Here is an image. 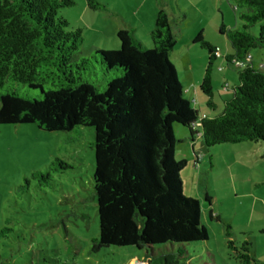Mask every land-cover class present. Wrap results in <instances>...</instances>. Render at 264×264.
<instances>
[{
  "label": "trees",
  "instance_id": "trees-1",
  "mask_svg": "<svg viewBox=\"0 0 264 264\" xmlns=\"http://www.w3.org/2000/svg\"><path fill=\"white\" fill-rule=\"evenodd\" d=\"M230 1L240 28L226 30L221 23L218 32L229 47L225 63L241 66H235L231 97L216 113L210 73L217 50L201 34L195 36L192 43L207 52L199 90L212 111L199 115L182 98L168 60L176 36L161 3L150 49L131 29H121L115 32V49L82 57L81 31L68 30L59 15L75 6L73 0H0V125L33 124L42 131L64 133L92 130L98 233L90 240L89 253L132 247L153 251L149 256L158 264H189L185 245L206 241L198 202L181 192L179 172L185 163L173 160L174 124L186 128L192 142L198 135L208 148L264 142V68H253L249 55L251 50H264V0ZM85 5L105 9L97 0H85ZM256 24L253 35L249 30ZM6 84L23 85L38 96L3 90ZM67 170L69 165L53 159L48 172L35 171L31 177L49 184L50 172ZM209 218L217 219L210 213ZM4 232L1 228L0 238ZM227 245L239 264H257L244 246L233 248L230 240ZM156 246L165 250L155 253Z\"/></svg>",
  "mask_w": 264,
  "mask_h": 264
},
{
  "label": "rangeland",
  "instance_id": "rangeland-1",
  "mask_svg": "<svg viewBox=\"0 0 264 264\" xmlns=\"http://www.w3.org/2000/svg\"><path fill=\"white\" fill-rule=\"evenodd\" d=\"M73 1L75 6L59 15L67 21L68 30L81 31L82 57L117 47L115 32L123 29V23L134 27L135 39L151 48L148 30L138 24L152 26V22L145 13L133 16V12L142 4L154 8L156 0H97L104 10L88 9L85 0ZM192 3L196 8L179 0L181 12L175 10L178 25L172 24L176 43L168 60L181 86L182 98L199 115H210L208 98L199 90L207 52L192 40L201 34L205 42L216 45L221 54L226 53L228 43L218 29L221 23L228 29L240 28L238 12L227 0H219L218 8L212 7L209 0ZM140 11L146 12V7ZM257 30L258 24L249 33L255 35ZM237 72L238 68L227 66L223 60L213 62L210 77L216 113L222 109V101L231 97ZM5 87L22 96H38L37 91L23 85L6 84L3 90ZM172 137L173 160L185 163L179 172L182 195L198 202L199 223L207 238L202 243L185 245L188 263L239 264L228 240L233 248L244 246L252 258L253 253L256 257L264 254V142L208 148L199 137L192 142L188 130L177 124L172 127ZM92 140L89 128L64 133L42 131L33 124L0 125V229H6L0 238V264H126L132 254L139 252L132 247L88 251L91 238L98 233ZM53 159L63 161L71 170L50 172L49 184L31 177L35 171L45 173ZM209 213L217 219L209 218ZM158 249L165 250L156 246L154 252ZM156 262L152 259L149 264Z\"/></svg>",
  "mask_w": 264,
  "mask_h": 264
},
{
  "label": "crops",
  "instance_id": "crops-1",
  "mask_svg": "<svg viewBox=\"0 0 264 264\" xmlns=\"http://www.w3.org/2000/svg\"><path fill=\"white\" fill-rule=\"evenodd\" d=\"M184 1H185V5H187L189 7L196 8L195 5L192 3L194 0H184ZM196 1H198V0H196ZM218 1L219 0H209L210 4H212V7L215 6L216 8H218ZM221 1H223V0H221ZM227 1H230V0H227ZM160 3L162 5V7L165 9V11L167 12V14H168L170 26L172 27L173 22H174V25H178V23L175 22V18L177 17L175 15V10L181 12L179 0H175V1L174 0H171V1L160 0ZM172 3H173V5H171ZM158 4H159L158 0H156L154 8L152 7L151 4H148L147 6L142 4L139 8L136 9V11L133 12V16H140L142 14L144 15V13H145V15H147L149 17V20L152 22V26H149L150 25L149 23H148V26H145L142 22H139L137 20V23L139 22V24H138L139 27H143L142 29L148 30V37L149 38H150V32L153 29V22H154L155 14H156V12L159 9V5ZM173 6H175V8H173ZM145 7H146V12H141L140 9L143 8V10H145ZM182 14L185 15L186 14L185 11H183ZM128 26H129L128 23H123V29H131L133 34H134L136 29L134 27H128ZM225 29L227 30L228 28L225 27ZM118 30H121V28L118 29ZM209 44L217 50V54L219 55V57H217L216 59H220V60L224 61V57L227 54H229V50L226 51V53L221 54L219 49H218V47L216 45H214V44L212 45L211 43H209ZM115 48L116 47H113V49H115ZM249 55H250V59H251L250 63H251L253 68H256V69L257 68H261V66L264 65V50H262V49L251 50L249 52ZM216 59H214V61ZM227 66H229V64H227ZM217 71H218V69H217ZM228 71H229V74L233 75V71H231V70H228ZM235 75H237V73ZM235 79H236V76H235ZM226 88H228V86H226ZM226 88H224V89H226ZM231 95H232V91H231ZM197 137H199V136L196 135L194 139L196 140ZM151 253H153V251L149 252V254H151ZM149 254L145 250H139L138 253L132 254V256H130L128 258L126 264H149L150 260L155 259V257H150ZM253 257L255 258V259L254 258L253 259L257 262V264H264V254L263 253H261V255H259V257H256L254 255V253H253ZM156 264H158V263L156 262Z\"/></svg>",
  "mask_w": 264,
  "mask_h": 264
},
{
  "label": "built area",
  "instance_id": "built-area-1",
  "mask_svg": "<svg viewBox=\"0 0 264 264\" xmlns=\"http://www.w3.org/2000/svg\"><path fill=\"white\" fill-rule=\"evenodd\" d=\"M215 56H216V57H219V55H218L217 53H216ZM248 60H249V57L246 58V61H248ZM234 65H235V66H241V63H240V62H234ZM261 68H264V65H262ZM218 70H219V69H218ZM196 126H197V124H196V125H193V126H192V129H194Z\"/></svg>",
  "mask_w": 264,
  "mask_h": 264
}]
</instances>
